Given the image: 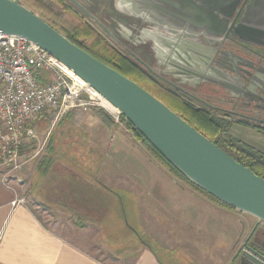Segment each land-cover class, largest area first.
Here are the masks:
<instances>
[{"label":"water","instance_id":"water-1","mask_svg":"<svg viewBox=\"0 0 264 264\" xmlns=\"http://www.w3.org/2000/svg\"><path fill=\"white\" fill-rule=\"evenodd\" d=\"M67 1L87 16L86 9L96 13L107 7L109 12L125 18L123 21L110 17L109 12L103 16L102 22L109 29L108 37L116 45L121 44V40L135 47L139 55L134 60L165 85L180 91V81L187 84L188 78L193 77L183 67H194L202 74L200 81L194 80L191 84L218 85L226 92L223 103L231 102L236 107L247 109L249 103L264 102V93H256V89L260 90L264 83H259L255 70L254 73L241 75L220 69L214 74L211 70L204 73L185 42L183 44L180 40V31L218 38L216 32L227 23L219 15L227 7L231 8L234 0ZM255 17L264 19V0H251L247 6L240 23L234 28L240 39L242 31L248 38L263 34L264 26L259 27L261 30H252L247 26L253 24L250 20L254 21ZM143 23L149 24V27L142 26ZM248 29L252 32L247 33ZM0 32L25 38L53 56L115 107L132 128L189 183L232 210L253 217L256 223L243 238L240 249H234L230 264H264V246L258 234H253L259 224H264L262 178L237 163L137 84L69 42L20 0H0ZM120 50L124 51L123 48ZM254 109L252 114L262 111L257 106ZM248 120L264 125L263 121L255 118Z\"/></svg>","mask_w":264,"mask_h":264},{"label":"crops","instance_id":"crops-1","mask_svg":"<svg viewBox=\"0 0 264 264\" xmlns=\"http://www.w3.org/2000/svg\"><path fill=\"white\" fill-rule=\"evenodd\" d=\"M89 111L83 114L85 116L81 114V117L74 118L72 116L77 115V110H70L67 116L64 114L49 122L42 144L48 136L52 139L55 134V147L63 137L64 145L69 148L59 151L63 152V157L54 150L53 163L46 171L34 161L30 174L32 181L21 187L29 189L28 197L24 196L21 188L8 181L11 173L8 175L0 169V264H230L236 239L241 240L239 228L248 229L249 223L244 225L238 216L241 221L230 235L228 244L218 245L207 234L194 239L190 234L185 235L183 230L189 220L197 224L192 226L194 231H199L205 223L198 216L192 218L198 205H204L206 210L212 207L228 213L227 208L220 207L196 190L200 197L193 200L197 204L192 200L180 201L172 215L157 214V198L153 200L152 194L161 197L166 191L163 187L153 188L150 194L147 191V187L156 182L157 173L151 169L138 171L134 167L131 157L136 154L126 142L131 134L121 127L122 124L106 127ZM91 112L92 116L86 115ZM39 124L38 129L44 130L42 121ZM118 131L128 136L118 135L115 139L113 135ZM35 133V143H38L39 132L36 129ZM109 134L112 136L108 142ZM72 138L82 139L89 150L98 151L103 157L101 164L87 168L70 162L76 158L73 153L76 145ZM111 141L115 149L109 150ZM32 146L21 152L19 163ZM137 174H143L145 178L140 179ZM18 200L23 202L13 206L12 202ZM128 207L137 213V222L150 234L149 237H153L161 248L176 249L174 253L170 255L169 250H164L162 257H158L149 246L140 242L141 237L121 217L118 227L125 231L124 239H130L133 234L137 241L133 246L108 243L106 238L114 237L120 231L117 226L112 229L109 224L117 216L110 217L112 210L122 215ZM184 208L192 212L186 218L179 211ZM179 236L180 241L175 239Z\"/></svg>","mask_w":264,"mask_h":264},{"label":"rangeland","instance_id":"rangeland-1","mask_svg":"<svg viewBox=\"0 0 264 264\" xmlns=\"http://www.w3.org/2000/svg\"><path fill=\"white\" fill-rule=\"evenodd\" d=\"M64 1L67 5H69L72 9H74L82 17L87 19L89 22L91 21L90 23H92V25L98 31H100L103 35H105V37H108L107 30H109V29L107 26H105L104 24L101 23L103 21L102 18L99 19L101 21L99 23L92 11H89L88 16H87L84 13H82L81 11H79L75 6L70 4L67 0H64ZM35 14H37V13H35ZM109 15H110V17H114L116 19L120 18L123 21L126 20L125 18L119 17L118 15H116L115 12H112V11L109 12ZM108 39L114 46H116L117 48L119 47L118 48L119 50L121 48H123L124 51H122V50H120V51H122L124 54H126V56H128L131 60L136 62V60H134L137 57L135 55V53H136L135 47H132V46L128 45L127 43L121 41V40H120L121 44L116 45L115 44L116 42L114 40L110 39L109 37H108ZM104 111L110 116V118L112 120H113V118L118 117V123H115L114 120H113V122L115 124H122L121 127L125 131H128L131 134L130 137H127L129 139V141H126V142L129 143V145L131 146L129 148L131 150H133L134 153L136 154V155H132V157H131V159H133L132 162L135 163L134 167L137 168L138 171L145 172V170L151 169V171H153L154 173H157L158 178H157L156 182L154 183V185L153 184L149 185L147 187L148 188L147 191L150 194V192L152 193L153 188L156 190V189L163 187L164 191H166V192H163L161 194V197H157L155 194H152L153 200L155 199V197L157 198V202H156L157 204H155L157 207H155V212L157 214L168 216V215H172L176 211V205L179 204L180 201L192 200L195 202V204H197L196 203L197 201H195V200L198 197H200V195H202V194L199 195L198 194L199 192L197 193L194 188H193L194 189L193 190L191 185H188L183 179L176 176L167 167H165L156 158V156H154L151 153V151H149V149L139 139H137L136 137L133 136V132H131L129 129H127L125 124L120 123L119 116H117L116 114H112L107 110H104ZM92 112L94 113V111H92ZM92 112L90 114H86V115L92 116L93 115ZM81 116L82 115L77 114V115H74L72 117H74V118L78 117L79 118ZM83 116H85V115H83ZM52 120H54L53 117H51L49 115H46L45 117H43L39 120V121H42V123H43L42 128H44V130L38 129L40 127L39 122L35 123V125H34L35 129H36L37 133L39 132L38 143H35L33 141L31 144H29V146H32V145L33 146L30 148V150L28 151V154L25 156L23 161H21V163H19V167L16 170L10 171L11 174L8 171H6V172H8V175L10 174V176H8V181L11 182L12 185L18 186L19 188H21L23 184H27L28 182L32 181L30 174L33 172L34 161L38 162V160L42 157L49 158L47 156L48 148L46 149V147L48 146V142H49V139L51 136H48L47 140L43 144H42V140L46 136L45 130L47 129L49 122H51ZM44 132H45V134H44ZM51 133H53V132H51ZM227 134L231 139L238 142L245 149L250 150L251 152H254L258 156L264 157V133L263 132L259 131L258 129L252 128V127L242 126L239 124H232L227 129ZM40 135L43 137H40ZM53 135L55 137V134H53ZM118 135L128 136L127 134L122 133L120 131L114 133L113 136L116 139L118 137ZM110 136H112V135L109 134L107 136L106 140L108 142H109ZM53 138L51 139L52 144L50 142V144L52 146V154H51V162L52 163H53L52 156H54L55 153H59V151H62V150H68V148H69V147H66L64 145L65 138H63V137L58 140L59 146L57 145L55 147V142H54L55 138L54 139ZM72 139H73L72 140L73 144L76 145L75 146L76 149L73 153L76 154L77 159L72 158L70 160V162H73L74 165H80L82 167H87V168H91V167L98 166L101 164L103 157L99 154L98 151L89 150V148L86 147L87 145H85V142H83L82 139H74V138H72ZM109 146H110L109 150L115 149L112 141L110 142ZM72 148L73 147H71L70 149H72ZM54 150H55V153H54ZM59 154L61 157L64 156L63 152L59 153ZM56 157H58V155ZM107 160H108V158L106 159V161ZM121 166H123V164H121ZM137 175L140 179L145 178V176H143V174H137ZM180 188H183V191H181ZM21 189H22V193L24 194V196L28 197V190L29 189L28 190H26V188H21ZM193 199H195V200H193ZM220 207L223 208V206H220ZM224 209H226V208H224ZM179 211H180V214L184 218L188 217L189 213L192 214V212L188 208L187 209L186 208L180 209ZM227 211H228V213L225 211H222L220 209H218L216 211L212 207L210 209L206 210L204 205H198L196 212H195V216H193L192 218L198 216V218L204 219L205 223L200 226L199 231H194L192 226L193 227L197 226V224L193 223L192 220L188 219L189 221H188L187 225L184 227L183 232L185 233V235L190 234V237L193 239L198 238V237L203 238V234H205V235L207 234L218 245L222 244V243L228 244L229 239L232 237L230 235L236 231L237 225H238L239 221H241L240 218H238V216L241 217L242 221L244 222V225L247 224L248 221H252L253 217L251 218L248 215L241 214L237 211H234V210L228 209V208H227ZM113 215H117L115 218V221L113 220V221L109 222V224H110L112 229L116 228V226H117V229L120 231L118 232V234L114 235V237H107L106 241L108 243L118 244L120 242L121 244H123L125 246H127V245L133 246L134 241H137L136 240L137 238L134 239V237L132 236L133 234L130 236V239L129 238H126V240L124 239V236H125L124 232L125 231L121 230L120 227H118V219H120V217H121V219H124V218L126 219L128 225L137 232V234L144 240L145 244L147 246H149L158 255V257H160V258L162 257V251H164V250H169L170 255H171V252L174 253V251L176 250V249L170 250V249H167L165 247L161 248L160 244L157 243L153 237L150 238L149 237L150 234L145 231V229L143 228V226L141 224H138V222H137L138 221V215L136 212L133 213L132 207L131 208L128 207L126 212L122 213V215L120 214L119 211L112 210L110 217H113ZM214 220L216 221L215 224L212 223ZM236 220H238V221L236 222ZM192 223L195 225H193ZM177 225H180V223H178ZM177 225H175V226H177ZM242 230H243V228H242ZM242 230L240 227L238 234L241 233ZM247 230L248 229H245V231L243 232V235L240 234L239 238L241 237V239H242L246 235ZM205 237H208V236H205ZM104 239H105V237H104ZM127 239H129V240H127ZM175 239L180 241V236L177 238L175 237ZM236 240L238 241V238ZM138 242H139V239H138ZM240 247H241L240 244L236 245V243H235V249H239ZM179 249H180V247H179ZM178 252L180 253V251H178ZM181 259H180V261L183 262V260H181Z\"/></svg>","mask_w":264,"mask_h":264},{"label":"built area","instance_id":"built-area-1","mask_svg":"<svg viewBox=\"0 0 264 264\" xmlns=\"http://www.w3.org/2000/svg\"><path fill=\"white\" fill-rule=\"evenodd\" d=\"M59 65L36 44L0 32V169L19 167L21 151L37 140L35 123L46 115L56 120L74 109H104L94 90L74 83Z\"/></svg>","mask_w":264,"mask_h":264},{"label":"trees","instance_id":"trees-1","mask_svg":"<svg viewBox=\"0 0 264 264\" xmlns=\"http://www.w3.org/2000/svg\"><path fill=\"white\" fill-rule=\"evenodd\" d=\"M20 3L34 13H37L42 20L65 36L69 42L102 64L112 68L122 76L137 84L140 88L148 92L169 110L179 116L188 126L207 138L211 143L232 157L237 163L248 168L256 176L264 180V157L258 156L254 152L245 149L238 142L231 139L227 134L228 127L220 119L212 116L203 109L195 107L191 101L187 100L184 96H180V93H175L170 88H167L151 78L138 64L118 48L111 45L64 2L61 0H20ZM74 110H77V114H84V112L79 109ZM90 110L94 111L95 115L100 119L104 126L110 127L114 124L113 120L104 109L91 108ZM68 113L69 112L65 115L67 116ZM119 118L120 123L125 124L127 129L133 132V136L139 139L173 174L183 179L187 184L191 185L209 200L220 206L231 209L189 183L183 176L174 170L137 131L132 128L122 115H119ZM51 141L50 137L48 146L46 147V149L48 148L47 156L49 158L42 157L38 161V166H40L43 171H46L51 164ZM140 242L145 244L141 238Z\"/></svg>","mask_w":264,"mask_h":264},{"label":"flooded vegetation","instance_id":"flooded-vegetation-1","mask_svg":"<svg viewBox=\"0 0 264 264\" xmlns=\"http://www.w3.org/2000/svg\"><path fill=\"white\" fill-rule=\"evenodd\" d=\"M61 1L65 3L64 0H61ZM250 3H251V0H234L233 6L231 8L227 7L225 10H223L222 12L223 16L219 15V17L225 19L224 21H227V23L225 24V27L222 26L224 28H219L218 29L219 31L216 32L217 34H219L218 38L215 36L209 37L202 33L190 35L187 32L180 31V40H183V44L185 42L186 48L189 49L194 59H196L197 62L201 65L202 71L204 73L205 72L208 73L209 70H211V74H214L220 69L223 72L228 71L231 73H236V74L241 75L240 73L242 74L254 73V70H255L258 73V77L260 79L259 83L261 84L264 83V36L262 37V35H264V31H263V34L261 33L260 37L259 36L255 37V36L250 35V38H248L245 35V33L242 31L240 34L242 36L241 37L243 39L242 40L240 39L239 35L234 30V28L240 23L241 17L246 11L247 6L250 5ZM67 6L70 7L69 5ZM86 11L89 12L91 10L86 9ZM100 11H102L103 16L105 14L108 15V12H109L107 7L101 8ZM100 11L96 13L93 12L99 23L101 22L99 19L103 18L102 15L100 16ZM77 14L80 15L79 13ZM80 17L82 16L80 15ZM82 19L87 24L91 25L111 45H113L108 40V38L105 37V35H103L100 31H98L92 25V23H90L91 21L89 22L84 17H82ZM250 21L253 24H250L247 26L248 28H252V30H254V28H257V30H261L259 27L264 26L263 25L264 19L261 17L256 18L254 21L253 20H250ZM101 23L104 24L103 22ZM143 25L149 27V24L146 25L143 23L142 26ZM262 30H264V27ZM246 32L250 33L252 31H249L248 29ZM189 37H195V38H189ZM247 40L253 41V42L248 43ZM254 41H257L258 43H254ZM203 49H205V51H203ZM135 52H136L135 55L138 57L139 51L136 49ZM183 68H185L186 71H190L193 74V77L190 76L188 78L189 83L187 84H183L180 81V91L175 90L168 85H165L161 80H158L155 77H152L148 73L147 74L154 80L158 81L160 84L173 90L175 93H180V96H184L187 100L191 101V103L195 107L203 109L207 111L209 114H211L212 116L220 119L222 122L226 124L228 128L232 124H239L242 126H248V127L258 129L259 131L264 133V125L260 123H253L252 121L248 120V118L249 119L255 118V120L257 119L258 121L264 122V102L263 103L259 102L258 104L249 103V105L247 106V109L243 106L236 107L233 104H231V102L223 103L222 101H224L226 98L224 96V93L226 92L221 87H219L216 84H210V83L201 84V85L191 84L194 82V80L197 81L201 79L202 73L197 71L194 67L191 68V67L184 66ZM256 91H257L256 93H264V86H262L260 90L256 89ZM251 93H255V92H251ZM256 106L260 108V110L262 111L258 112V114H252L251 110L252 111L256 110L254 109ZM229 113H232V114H229ZM252 219H253L252 221H248L249 226H248L247 233L244 237L247 236L249 231L252 229V227L256 223V220L254 218ZM243 230L245 231L244 228ZM253 234H258V236L260 237L261 243L264 246V224L262 223L259 224L256 227ZM243 238L240 241H238V245L239 244L241 245Z\"/></svg>","mask_w":264,"mask_h":264},{"label":"bare ground","instance_id":"bare-ground-1","mask_svg":"<svg viewBox=\"0 0 264 264\" xmlns=\"http://www.w3.org/2000/svg\"><path fill=\"white\" fill-rule=\"evenodd\" d=\"M61 69H63L74 81V83H79L81 86H85L86 88L89 89V91H92L93 93V89L90 88L85 82H83V80H81L79 77H77L75 74H73L69 69H67L65 66L63 65H59ZM99 101L101 106L106 109L107 111H109L112 114H117L119 113L118 110L113 107L110 103H108L105 99H103L101 96H99Z\"/></svg>","mask_w":264,"mask_h":264}]
</instances>
